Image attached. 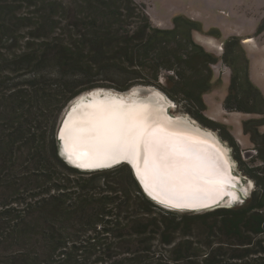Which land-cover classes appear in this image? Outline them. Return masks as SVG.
Wrapping results in <instances>:
<instances>
[{
	"label": "trees",
	"instance_id": "trees-1",
	"mask_svg": "<svg viewBox=\"0 0 264 264\" xmlns=\"http://www.w3.org/2000/svg\"><path fill=\"white\" fill-rule=\"evenodd\" d=\"M22 4L48 16L30 24L15 16ZM193 32L202 26L185 17L174 18L172 29L154 26L136 0H0V264H264V97L237 37L225 42L231 76L223 109L261 116L242 122L261 163L246 169L258 190L243 206L166 210L127 164L85 172L59 153L63 110L101 88L157 87L217 129L203 96L219 59ZM162 70L172 75L159 85ZM225 140L241 161L240 145L231 134Z\"/></svg>",
	"mask_w": 264,
	"mask_h": 264
},
{
	"label": "bare ground",
	"instance_id": "bare-ground-1",
	"mask_svg": "<svg viewBox=\"0 0 264 264\" xmlns=\"http://www.w3.org/2000/svg\"><path fill=\"white\" fill-rule=\"evenodd\" d=\"M96 93L75 106L63 126L70 164L87 168L128 161L153 199L173 211H205L226 196L238 198L231 188L241 179L233 174L230 150L210 130L187 117L174 120L158 98L117 103L113 95ZM128 129L152 135L140 137L133 149Z\"/></svg>",
	"mask_w": 264,
	"mask_h": 264
},
{
	"label": "rangeland",
	"instance_id": "rangeland-1",
	"mask_svg": "<svg viewBox=\"0 0 264 264\" xmlns=\"http://www.w3.org/2000/svg\"><path fill=\"white\" fill-rule=\"evenodd\" d=\"M4 1L10 2L12 0ZM136 2L145 5L147 14L149 15L152 24L160 29H172L173 19L176 17H185L198 22L202 26L203 33L193 32L192 38L196 43L203 46L206 51L213 53L216 52L215 54H217L219 58L221 57L219 41L216 40V43L214 38L205 34H207L208 32L217 31L223 38H227L230 33L234 36L251 35L252 38H249L251 41L249 43H245L244 41L245 44L241 42L240 49L242 50L248 62H250V60L252 59V56L250 55L254 54V60L256 62L254 61L252 62V64L254 66L253 69L255 72H253V70L250 71L249 79L251 83H253L260 90L264 97V0H136ZM55 12V21L62 20L64 16L62 14L63 11H61V9H56ZM15 16L28 18L30 21L27 22H30V24H34L35 22H39L40 20L45 19V17L48 16V12L46 11L45 13L44 9H42L41 6L34 9L33 7H27L22 4L15 13ZM261 26L262 30L258 31ZM22 33L26 34L27 29H23ZM208 41L210 43H207ZM24 42L25 41L22 40L19 43L20 48L16 49L18 50L17 53L24 50ZM10 43L11 42H8L5 45L9 46ZM8 50V48H6L5 50L2 49L1 52L3 55H5L8 54ZM211 69L213 72V87L203 96L204 102L206 104V111L204 112V114L205 116H210L212 118L211 120L219 126L217 127V129L208 128L200 123L197 119H195L191 114L187 112L188 108L184 102L176 103L170 100L157 87L151 86V88L147 89L142 86H136L131 90L125 92L126 94L122 93V96L119 95V97H116L118 95L112 93L107 94L113 95V100L118 101L117 103H127L128 101H130V99L137 98L136 100H141L147 99L148 97L158 98L159 100L165 102L164 97H162V95L160 94L162 93L174 107H172L173 109L170 110V106L165 102L171 118H173L174 120H178L181 117L188 118L189 115V119H193L194 121L199 123L201 127H206L214 131L215 134L219 137L221 143H223L227 142L225 138L231 133L238 136V130H241V132H243V120L260 119L261 116L252 114L243 115L241 113L235 112H225L223 110V104L228 95L231 71L227 66H225V64L221 62L211 66ZM160 73L161 74L159 76L158 84L163 85L165 83V80L169 78L172 73L166 70H162ZM110 90L118 92L114 89ZM96 92L98 91H95L90 95L94 94L96 96L98 94ZM90 95L84 99H81L77 103V98L69 102V104L63 110L58 121L61 122L63 116L65 115L69 107H71L73 104L76 103V105H74L69 111L67 117H69L72 110L80 102L84 100L88 101V99L94 97V95H92V97ZM241 118L243 119L241 120ZM259 129L261 133L264 132V128ZM244 136L245 140L242 141L243 145L241 146L243 149L241 148V153L244 150H255L254 144L251 142L250 137L245 134ZM238 137L241 138V136ZM227 144L229 143L227 142ZM233 153L234 152L232 150L230 154L235 162V172L242 177L251 179L248 175H246V169L259 167L261 166V163L255 160L256 156L252 158L254 160H243L242 154L241 161H239L236 159ZM253 182L254 186L252 185V187L254 192L258 190V188L254 180Z\"/></svg>",
	"mask_w": 264,
	"mask_h": 264
},
{
	"label": "water",
	"instance_id": "water-1",
	"mask_svg": "<svg viewBox=\"0 0 264 264\" xmlns=\"http://www.w3.org/2000/svg\"><path fill=\"white\" fill-rule=\"evenodd\" d=\"M145 88H151V87H145ZM95 91H103V92H105V93H112V94H115V95H122V93H125V92H114V91H112V90H110V89H95V90H92V91H90V92H87V93H84V94H82V95H80L79 97H77V99H76V103L78 102V101H80L81 99H83V98H86V97H88L91 93H93V92H95ZM150 93V92H149ZM126 94V93H125ZM125 94H123V95H125ZM161 95H162V97H164V100H165V102L170 106V109H173L174 107L172 106V104H171V102L162 94V93H160ZM76 103L75 104H73L71 107H69V109L67 110V112L65 113V115L63 116V118H62V120H61V122H60V124H59V127H58V129H57V132H56V137H57V140H58V142H59V153H60V156H62V158H63V160L69 165V166H71V167H73V168H75V169H78V170H81V171H85V172H92V171H98V170H105V169H110V168H113V167H115V166H117V165H120V164H127L129 167H130V169H131V171H132V173H133V176H134V178H135V180L137 181V183H138V185H139V187L141 188V190H142V192L152 201V202H154L156 205H158V206H160V207H162V208H164V209H166V210H170L169 208L167 209L166 207H164V206H162L161 204H159V203H157L153 198L154 197H152L147 191H146V189H145V187H144V185L142 184V182H141V180L139 179V177L137 176V174H136V171H135V169H134V167H133V165L130 163V162H128V161H117V162H115V163H112V164H110V165H108V166H98V167H87V168H79V167H77V166H74V165H72V164H70L68 161H69V158H68V156H67V154H66V151H65V147H64V144H63V141H62V137H61V133H62V130H63V126H64V124H65V121H66V119H67V116H68V113H69V111L72 109V107L74 106V105H76ZM173 107V108H172ZM187 116V115H186ZM188 118H189V115H188ZM194 121V120H193ZM196 122V121H195ZM197 123V122H196ZM198 125H200L199 123H197ZM201 126V125H200ZM205 129H207V130H210L213 134H215V132L214 131H212L211 129H208V128H206L205 127ZM216 135V134H215ZM217 136V135H216ZM218 137V136H217ZM219 138V137H218ZM223 145L224 144H226L227 145V147H228V149L230 150V152L232 151V148L230 147V146H228V144H227V142H223L222 143ZM229 155H230V158H231V160L234 162V159H233V157L231 156V154L229 153ZM257 155V152H256V150H244L243 152H242V157H243V160H250V159H252L254 156H256ZM68 160V161H67ZM235 163V162H234ZM234 167L235 166H233L232 167V169H233V174H234V176H236V177H239L241 180H240V182L238 181L237 183H236V185H237V187H234V188H231V189H235L236 188V191H237V193L239 194V196H238V198L236 199V200H233V201H230V197L229 196H226L222 201H220L218 204H216L215 206H212V208H208L207 210H205V211H195V210H190V211H180V212H189V213H204V212H210V211H214V210H217V209H234V208H238V207H241V206H243L246 202H247V200L250 198V196H251V194L253 193V187L252 188H250L249 187V182L251 181L252 183H253V186H254V182H253V180H251V179H248V178H246V177H242L241 175H239L238 173H236L235 172V170H234Z\"/></svg>",
	"mask_w": 264,
	"mask_h": 264
},
{
	"label": "crops",
	"instance_id": "crops-1",
	"mask_svg": "<svg viewBox=\"0 0 264 264\" xmlns=\"http://www.w3.org/2000/svg\"><path fill=\"white\" fill-rule=\"evenodd\" d=\"M230 36H234V35H231V33L228 35V37H230ZM238 38H240L241 40H243V44H245L244 43V41L245 40H249V38H252V36L251 35H244V36H237ZM206 38V37H205ZM215 42L217 43V41L215 40ZM207 43H210L209 41L207 42ZM215 45V44H214ZM250 56H252V59L250 60V62H249V73H250V71L251 70H253V72H255L254 71V66H253V64H252V62H254L255 60H254V54H251ZM256 62V61H255ZM224 110V109H223ZM242 114V113H241ZM243 115H246V114H243ZM207 118H209L210 120L212 119L210 116H206ZM243 118H241V120H242ZM244 121V120H243ZM261 129L262 128H264V126L263 127H260ZM259 131H260V129H259ZM238 136H241V138H239L237 135H233L232 133H231V135H232V137L236 140V142L240 145V148H242V146L241 145H243L242 144V141H244L245 140V136H244V133L243 132H241V130H238ZM262 133H264V132H262ZM228 146H229V144H228ZM243 149V148H242ZM241 149V150H242ZM247 178V177H246ZM249 179V178H248ZM252 180V179H251Z\"/></svg>",
	"mask_w": 264,
	"mask_h": 264
},
{
	"label": "snow or ice",
	"instance_id": "snow-or-ice-1",
	"mask_svg": "<svg viewBox=\"0 0 264 264\" xmlns=\"http://www.w3.org/2000/svg\"><path fill=\"white\" fill-rule=\"evenodd\" d=\"M147 134L148 136H151L152 133L147 132L146 129H141L138 133L132 134V130L128 129L125 135H131V138L127 141L128 146L136 149L139 146L140 137L145 136Z\"/></svg>",
	"mask_w": 264,
	"mask_h": 264
},
{
	"label": "flooded vegetation",
	"instance_id": "flooded-vegetation-1",
	"mask_svg": "<svg viewBox=\"0 0 264 264\" xmlns=\"http://www.w3.org/2000/svg\"><path fill=\"white\" fill-rule=\"evenodd\" d=\"M232 37H237V36H230V37H227V38H223V37H221V38H219V39H217V38H214V37H212V38H214L215 40H218L219 41V44H220V51H221V57L219 58V56H217V54H215L216 52H209V53H211V54H213V55H216L217 57H218V59H219V61L217 62V63H223L224 64V61H223V57H225L226 56V58H228L229 56L227 55V53H226V49H225V42L226 41H228L230 38H232ZM238 38V37H237ZM239 40H240V42H239V46L241 45V42H243V40H241L240 38H238ZM241 47V46H240ZM208 52V51H207ZM225 66H227V65H225ZM228 67V66H227ZM228 69H230V71H231V68L230 67H228ZM248 69H249V62H248Z\"/></svg>",
	"mask_w": 264,
	"mask_h": 264
},
{
	"label": "built area",
	"instance_id": "built-area-1",
	"mask_svg": "<svg viewBox=\"0 0 264 264\" xmlns=\"http://www.w3.org/2000/svg\"><path fill=\"white\" fill-rule=\"evenodd\" d=\"M242 154V153H241Z\"/></svg>",
	"mask_w": 264,
	"mask_h": 264
}]
</instances>
